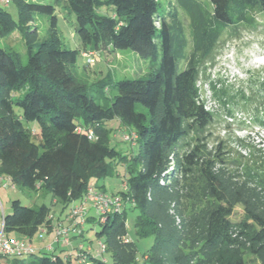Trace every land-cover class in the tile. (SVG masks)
<instances>
[{
  "label": "trees",
  "instance_id": "16d2710c",
  "mask_svg": "<svg viewBox=\"0 0 264 264\" xmlns=\"http://www.w3.org/2000/svg\"><path fill=\"white\" fill-rule=\"evenodd\" d=\"M210 2L216 22L228 27L246 23L251 10L264 15V0ZM12 4L17 21L0 6V175L39 197L50 196L51 205L31 208L15 201L12 213L4 215L5 233L32 243L41 228L53 234V207L70 208V214L90 188L107 193L100 182L120 176L121 166L128 189L117 196L124 208L104 221L91 210L85 223L101 228L96 239L105 244L112 264H138L137 244L126 241L128 205L138 211L136 236L154 238L145 264H264V165L241 174L227 167L221 150L208 152L203 134L214 115L201 101L199 67L194 59L178 72L179 50L160 1L56 0L76 17L78 50L63 47L55 6ZM37 14L52 18V33L42 41L32 25ZM16 31L25 42L26 65L1 44ZM124 49L150 62L161 53L158 71L92 86L75 71L84 51ZM260 88L264 106V78ZM90 89L99 97L110 90L115 95L103 97L102 105ZM115 119L137 133L135 152L112 146L108 123ZM25 122L38 123L40 133ZM192 135L193 146L187 143ZM237 207L244 218L233 222ZM80 245L65 247L66 254L56 245L36 258L0 257V264H79ZM90 248L83 251L85 264H110Z\"/></svg>",
  "mask_w": 264,
  "mask_h": 264
},
{
  "label": "rangeland",
  "instance_id": "374dc122",
  "mask_svg": "<svg viewBox=\"0 0 264 264\" xmlns=\"http://www.w3.org/2000/svg\"><path fill=\"white\" fill-rule=\"evenodd\" d=\"M161 12L165 14L166 21L172 27L176 39L178 72L186 69L190 60H196L200 79L198 88L201 101L214 115L212 124L206 129L203 136L208 152L213 155L219 150L226 160L227 167L234 171L246 174L248 170H255L264 165V106H261L263 93L260 84L264 78V15L249 11L248 21L233 26L218 24L214 18V9L210 0H159ZM39 5H52L56 7L55 16L58 19V35L63 47L70 50L81 48V42L76 34V17L69 14L64 5L57 6L56 0H29ZM14 20L18 19V10L14 4L6 8ZM37 29L39 39H47L52 33V18L45 14L35 15L32 24ZM3 48L13 49L20 55L22 65L28 62L25 42L19 32L1 42ZM205 49L207 51H205ZM162 54L155 62L144 61L129 49L115 52H102L94 58L92 65H86L82 56L79 57L75 71L82 80L90 86L104 79L121 81L135 80L150 73L158 71ZM94 88V87H91ZM89 92L96 97L102 105L103 97L111 99L115 93H104L99 97L94 89ZM253 100L250 103L248 100ZM110 101V100H109ZM139 110L145 111L138 107ZM17 113L21 110L15 108ZM27 129L40 133L38 123H24ZM111 130V143L113 147L124 154L135 152L130 143L124 142L123 137L131 130L125 128L115 119L108 123ZM195 135L187 143L193 146ZM38 144V141H35ZM186 148V147H185ZM264 169L263 167L260 168ZM259 170V169H258ZM259 172H262L260 171ZM120 176L108 178L100 182L105 185L109 195H117L125 187V171L119 167ZM0 232L4 223V215L12 213V205L20 201L24 206L39 208L46 204L51 205V197H39L35 192L16 186L0 188ZM69 209L63 210L61 205H55L52 210L54 227L60 221L66 222ZM127 227L129 238L138 247V264H145L146 255L154 243V238L139 239L136 236L135 220L138 211L133 206L126 207ZM66 219L64 221V219ZM244 218V210L237 207L233 222H240ZM99 226L92 223L84 225L85 234L80 241L88 249L93 243L95 252L101 249L97 242L96 231ZM54 231V230H53ZM49 234V230H48ZM12 238L24 239L11 235ZM54 235L35 239L33 244L38 250L46 251V247L53 243ZM36 258L38 256H32ZM106 261L112 264L108 253H103ZM28 258L24 256H9V260ZM76 264V262H75Z\"/></svg>",
  "mask_w": 264,
  "mask_h": 264
},
{
  "label": "built area",
  "instance_id": "2783aa9c",
  "mask_svg": "<svg viewBox=\"0 0 264 264\" xmlns=\"http://www.w3.org/2000/svg\"><path fill=\"white\" fill-rule=\"evenodd\" d=\"M13 0H0V6L7 8L12 4ZM82 58L84 59L86 65H92L94 63V58L99 57L100 54L96 52L84 51L82 53ZM90 136H93V132L91 131ZM124 141L130 143L132 146H136L138 141V135L134 131H130L125 134L123 137ZM12 188L16 189L13 181L6 176L0 175V188ZM125 191L128 189L127 185L123 188ZM0 204L2 206V202L0 200ZM3 207V206H2ZM124 208L123 200L120 196L117 195H109L108 193L100 192L97 189L90 188L85 198H83L78 204L73 205L70 214H69V225L65 226L61 222L55 226L53 231V243L46 247V251H54L56 245H63L64 247H69L72 245V234L76 233V229L78 226H82L87 222V217L91 210H94L97 216L100 217L102 221L107 219V216L111 214L113 211H120ZM48 230L45 228H41L38 238L43 239L44 236H48ZM129 239H126L129 242ZM101 249L96 251L97 255H101L106 252V246L104 243H101ZM86 250L84 245L79 246L80 260L79 264H85L87 259V255L83 253ZM88 251H92L91 248ZM40 250L34 246L32 242H29L25 239L12 238L8 236L4 231V223L2 230L0 232V257L4 259H8L9 256H24L30 257L37 255Z\"/></svg>",
  "mask_w": 264,
  "mask_h": 264
},
{
  "label": "crops",
  "instance_id": "0c3cea01",
  "mask_svg": "<svg viewBox=\"0 0 264 264\" xmlns=\"http://www.w3.org/2000/svg\"><path fill=\"white\" fill-rule=\"evenodd\" d=\"M63 219H64V218H63ZM66 219H67V216H66ZM66 219H64V221H65ZM61 222H62V224L65 225V226L69 225V223H70L69 219H67L65 223H63V221H61ZM80 232H82V233H80ZM84 234H85L84 226H78L77 229H76V233H73V234H72V236H73V244H72V247H73V246H76V245H78V244L81 243L80 239H81V237H82ZM52 235H53V234H52ZM89 246L95 248V246L93 245V243L89 244ZM70 248H71V247H70ZM66 250H67V249H66L63 245L59 246V250H58V251H61L62 254H66ZM64 251H65V252H64Z\"/></svg>",
  "mask_w": 264,
  "mask_h": 264
}]
</instances>
